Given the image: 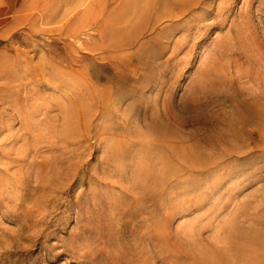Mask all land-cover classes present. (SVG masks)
Wrapping results in <instances>:
<instances>
[{
    "label": "rangeland",
    "instance_id": "rangeland-1",
    "mask_svg": "<svg viewBox=\"0 0 264 264\" xmlns=\"http://www.w3.org/2000/svg\"><path fill=\"white\" fill-rule=\"evenodd\" d=\"M262 92L264 0H0V264H264Z\"/></svg>",
    "mask_w": 264,
    "mask_h": 264
},
{
    "label": "bare ground",
    "instance_id": "bare-ground-1",
    "mask_svg": "<svg viewBox=\"0 0 264 264\" xmlns=\"http://www.w3.org/2000/svg\"><path fill=\"white\" fill-rule=\"evenodd\" d=\"M261 96L262 97H264V92H262V94H261ZM255 102V101H254ZM261 107H260V111H258V110H255V109H257V108H255L254 110H252L253 111V114H255V115H260V114H264V103H262L261 102ZM254 105H255V103H254ZM252 113V112H251ZM199 136V135H198ZM123 137V136H122ZM194 138L195 139H197V140H195L194 139V141L196 142L195 143V145H194V149L195 150H193V152L191 153V156L189 157V162H190V164H194V163H197L198 165H200V166H202V167H205V166H208L209 164H210V160H212L213 159V157L212 156H203V155H201L200 154V151H201V149H200V147H209V145H210V142L209 141H207L206 139H203V138H201V137H195L194 136ZM192 139V138H191ZM246 143H247V141H246ZM233 145V144H232ZM211 146V145H210ZM231 148V147H230ZM200 154V156H199V158L198 157H196L197 155L196 154ZM211 153V152H210ZM207 154H208V152H207ZM173 155H174V157L176 158V159H183L184 158V155H183V153H181V152H178V151H175V152H173ZM181 166V165H180ZM182 168H184V167H182ZM209 168V167H208ZM184 170H185V168H184ZM183 170V171H184ZM179 171V170H178ZM182 172V171H181ZM234 172V171H233ZM168 217H169V215H168ZM165 224H166V222H165ZM166 232V231H165ZM166 234V233H165ZM168 238V237H167ZM172 263V262H171Z\"/></svg>",
    "mask_w": 264,
    "mask_h": 264
}]
</instances>
